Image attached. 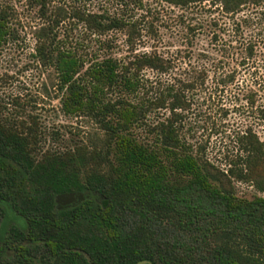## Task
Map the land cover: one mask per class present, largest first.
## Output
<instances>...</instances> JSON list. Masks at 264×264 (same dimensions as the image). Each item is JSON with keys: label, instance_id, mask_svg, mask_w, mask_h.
Listing matches in <instances>:
<instances>
[{"label": "trees", "instance_id": "trees-1", "mask_svg": "<svg viewBox=\"0 0 264 264\" xmlns=\"http://www.w3.org/2000/svg\"><path fill=\"white\" fill-rule=\"evenodd\" d=\"M16 3L61 110L96 128L46 148L38 115L0 109V264H264V138L234 131L220 164L192 140L202 93L241 91L225 60L262 53L264 0H13L0 46L21 37Z\"/></svg>", "mask_w": 264, "mask_h": 264}, {"label": "rangeland", "instance_id": "rangeland-1", "mask_svg": "<svg viewBox=\"0 0 264 264\" xmlns=\"http://www.w3.org/2000/svg\"><path fill=\"white\" fill-rule=\"evenodd\" d=\"M11 1L13 0H0V8ZM14 7L12 16L16 21L22 22L21 25H17L21 37L17 42L10 41L0 46V109L7 117L29 113L38 115L40 124L48 133H59V136L54 137L55 139L48 138L46 142L44 141V146L46 148L51 145L65 146L67 139L83 138L93 132L96 126L86 118L70 117L63 113L55 85L56 75L50 68L46 69L34 63L33 60V26L39 21L20 3L14 4ZM173 36V33L165 34L163 44L173 48L172 44L173 46L178 44ZM262 46L264 48V45ZM263 48H259L262 50V53H258L259 57L247 60L244 65L240 64L241 54L238 55L239 60H225V68L222 72H236L242 84L241 91L236 90L240 94L237 98L248 96V84L253 82V77L257 76V80H263ZM166 77L171 80L174 78L173 76ZM53 82L56 83L52 85ZM237 93L233 90L225 93L219 92L216 97L212 95L215 97L214 101L209 99L208 92H203L198 102V105L202 106L198 111L200 114L199 128L192 140L209 159L217 164H220L224 158L226 149L234 148L231 136L234 131L252 125L261 138H264V89H258L255 106L247 104L244 98L240 101L236 100ZM16 101L23 105H16ZM224 109H227L226 114ZM251 190L252 187L241 185V192L246 193Z\"/></svg>", "mask_w": 264, "mask_h": 264}, {"label": "water", "instance_id": "water-1", "mask_svg": "<svg viewBox=\"0 0 264 264\" xmlns=\"http://www.w3.org/2000/svg\"><path fill=\"white\" fill-rule=\"evenodd\" d=\"M84 199L83 194L81 193H63L57 197V201L60 205H69L75 204L78 201Z\"/></svg>", "mask_w": 264, "mask_h": 264}]
</instances>
